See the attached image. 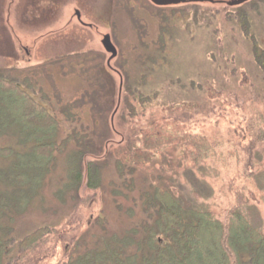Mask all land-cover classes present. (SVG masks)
<instances>
[{
    "label": "trees",
    "instance_id": "1",
    "mask_svg": "<svg viewBox=\"0 0 264 264\" xmlns=\"http://www.w3.org/2000/svg\"><path fill=\"white\" fill-rule=\"evenodd\" d=\"M252 1L236 8L237 21L258 65L264 60V47L252 33L251 20L243 9ZM160 61H150L153 72H158ZM149 76H145V82ZM245 81H240L239 88ZM135 89L139 93L137 98L132 94L133 106L127 100L129 96L125 99V109L130 110L127 118L140 117L144 111L150 114L134 133L141 145L135 148L128 142L130 151L114 161L117 182L110 183L114 200H129L128 193L136 192L134 177L139 166L154 165L155 155L162 151L177 154L174 160L180 161L184 174L195 176V188L185 198L179 195L175 181L171 180V185L167 178L175 167L165 160L131 198L132 207L125 215L133 216L137 208L140 220L129 230L107 235L101 246L78 252L75 237H59L58 230L46 226L16 241L15 253L14 220L39 198L55 170L57 157L69 144L75 149L70 160L68 157L73 167L64 191L77 190L83 182L88 191L100 190L101 180L93 161L81 168L79 162L97 155L96 144L106 133L75 132L58 141V122L48 108L36 102L16 80L0 75V137L21 138L19 149L0 148V161L6 162L0 165V264H264V226L259 211L248 203L249 190H253V199L264 203V107L254 102L245 106L243 98L242 106L230 102L221 89L215 92L209 84L198 97L203 99L202 108L187 100L161 101L158 92L145 96L143 85ZM233 90L228 91L236 99L248 95L245 92L239 97ZM98 94L94 91L85 100L95 107ZM230 106L246 111L242 123L227 127L224 133L216 131L213 119L221 118ZM190 126L195 127L193 135L187 131ZM169 129L173 130L170 134L166 132ZM108 145L105 142V150ZM108 153L103 157L107 159ZM211 163H221L229 171L216 192L208 180L216 179L220 170ZM56 197L63 201L58 194ZM116 208L120 210L122 205ZM104 221L98 218L96 223L102 227ZM61 243H68L72 249L54 263V248Z\"/></svg>",
    "mask_w": 264,
    "mask_h": 264
},
{
    "label": "rangeland",
    "instance_id": "2",
    "mask_svg": "<svg viewBox=\"0 0 264 264\" xmlns=\"http://www.w3.org/2000/svg\"><path fill=\"white\" fill-rule=\"evenodd\" d=\"M82 1L83 4L91 3L90 0ZM127 2L128 0L98 2V6L102 4L101 14L107 18L101 22V26L111 33L118 52L117 61L112 65L121 74V93L120 76L105 69L107 55L102 52L98 38L92 36L91 39H83L77 33L78 30H73L67 38L63 36L57 40L33 38L34 32L31 29L19 25L15 7L7 8L9 22H4V8L0 4V75L16 80L36 102L48 108L58 122V141L75 132L88 135L94 131L98 134L106 133L102 142L96 144V149H99L97 155L79 162L81 168L85 162L93 161L101 180L100 190L88 191L83 182L77 190L67 193L64 191V186L70 183L73 167L69 165L71 161L68 162V157L70 160L75 149L69 144L57 157L55 170L39 198L23 215L14 220L12 227L15 253L16 241L46 226L58 230L59 237L69 240L75 237L74 241L79 244L78 252L101 246L107 235L122 234L129 230L140 220L137 208H134L133 216L125 215L132 207L131 198L144 186L146 177L152 172L155 174L161 164H165V160L175 167L167 178H170L168 183L171 185V180L175 181L179 195L185 198L195 188V176L184 174L183 167L178 163L180 161L174 160L177 154L174 156L170 151H162L155 155L154 165L147 163L139 166L134 177L136 192L128 193L129 200H114L111 194L113 186L110 185L111 182H117L114 161L124 158L131 146L128 142L135 148L141 145L140 139L134 133L150 114L144 111L140 117L136 116L132 120L127 118L130 110L125 109V99L129 96L127 100L133 106L132 94L137 98L139 93L135 87L143 85L147 91L145 96L158 92L157 99L167 103L187 100L197 102V107L202 108L203 99L198 97L201 96L204 86L209 84L215 92L221 89L224 98L230 102L242 106L244 100L245 106L254 102L264 107V60L261 59L256 64L252 46L237 21L238 9L224 5L186 4L164 10L152 5L149 0H132L131 5ZM113 6L115 10L111 9ZM243 9L251 20L252 33L256 40L261 41L259 45L264 47V0H254ZM64 22L58 23L63 25ZM15 34L19 38H15ZM6 42L8 46L13 45L18 60L1 54L8 51L5 48ZM23 47L28 48L29 56L24 55L21 50ZM153 58L161 59L160 67L157 65L158 72L151 70L150 61ZM147 75L150 76L145 82ZM243 78L246 83L240 85V90L239 83ZM236 87L238 88L233 90ZM229 89L237 91L236 95L239 97L245 95V92L248 95L236 99L231 96ZM94 91L99 92L95 107L89 99L85 100ZM117 105L118 111L111 121ZM244 111L242 107H227L221 118L217 121L213 119L214 129L224 133L227 127L240 125L246 114ZM192 128L188 127L187 131L193 135L196 130L195 127ZM171 131L173 132L169 129L166 132L170 134ZM20 139V136H2L0 148L19 149L17 146ZM107 141L109 145L105 150ZM105 152H109L107 159L103 157ZM211 164L220 170L216 179L208 180L216 192L229 171L221 163L216 166L215 163ZM0 165L5 166L6 162L0 161ZM252 191L248 192V203L259 211L263 227L264 203L253 199ZM117 204L122 205V209H117ZM76 206L77 215L74 214ZM98 218L105 220L102 227L96 223ZM53 241L49 240L50 244L53 245ZM71 249L72 246L68 243L58 244L54 248L52 262L63 260L66 250Z\"/></svg>",
    "mask_w": 264,
    "mask_h": 264
},
{
    "label": "flooded vegetation",
    "instance_id": "3",
    "mask_svg": "<svg viewBox=\"0 0 264 264\" xmlns=\"http://www.w3.org/2000/svg\"><path fill=\"white\" fill-rule=\"evenodd\" d=\"M101 1L102 0H96V2H94V0H90L91 3L83 4L84 1L82 0H0V4L4 8V11L2 12L4 22H9L8 11L6 12L7 8L15 7L19 25L23 28L31 29L32 32H34L33 38H51L57 40L63 36L67 38L69 34H72L71 32H73V30H78L77 33L86 40L95 36V38L99 39L102 52L107 55V58L105 59V69L114 72L118 71L112 65L117 61L118 52L117 56L107 63L110 54L107 53L102 46V40L108 35L112 45L114 47L115 45L112 41L111 33L108 30H104L101 26V22L107 19L101 14L102 4L98 6V2L100 3ZM131 2L132 0H128L127 4L131 5ZM157 8L165 10L168 7ZM111 9L115 10L114 6L111 7ZM63 17L64 19L62 20ZM59 21L65 22L63 25H60L58 23ZM6 23L4 24V29L7 27ZM14 37L19 38V35L15 34ZM12 46L13 45L8 46L6 42L5 48L8 51L1 54L9 59L16 58V60H18L17 51H14ZM21 50L24 55L29 56L28 48L23 47Z\"/></svg>",
    "mask_w": 264,
    "mask_h": 264
},
{
    "label": "water",
    "instance_id": "4",
    "mask_svg": "<svg viewBox=\"0 0 264 264\" xmlns=\"http://www.w3.org/2000/svg\"><path fill=\"white\" fill-rule=\"evenodd\" d=\"M251 1L252 0H227V1L225 0H149V2L156 7H176L180 5H186V4H209L213 6L224 5L225 7H228V8H239V7L244 6L245 4H248ZM102 46L104 47L105 51L110 54V58L107 62L109 63L112 59H114L117 56V50L112 45L108 35H106L103 38ZM113 73L120 76L119 77L120 78L119 92L121 93L122 83H123L121 74H119V72L117 71H114ZM118 105L116 106L111 116V121H113L114 116L116 115L118 111V107H119ZM111 127L113 128V124H111Z\"/></svg>",
    "mask_w": 264,
    "mask_h": 264
}]
</instances>
